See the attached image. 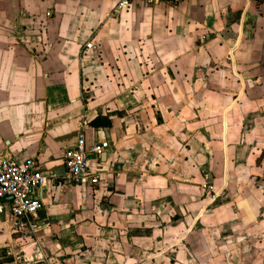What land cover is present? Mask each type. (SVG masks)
Here are the masks:
<instances>
[{"label":"crops","instance_id":"0c3cea01","mask_svg":"<svg viewBox=\"0 0 264 264\" xmlns=\"http://www.w3.org/2000/svg\"><path fill=\"white\" fill-rule=\"evenodd\" d=\"M116 4L0 0V158L52 180L0 264H264V0ZM78 135L97 185L63 183Z\"/></svg>","mask_w":264,"mask_h":264},{"label":"built area","instance_id":"2783aa9c","mask_svg":"<svg viewBox=\"0 0 264 264\" xmlns=\"http://www.w3.org/2000/svg\"><path fill=\"white\" fill-rule=\"evenodd\" d=\"M132 0H117L116 11L127 8ZM147 5H152L160 0H142ZM87 44V48H91ZM109 148V145L102 141L87 146L85 138L78 135L75 146L66 150L63 154L65 172L62 177L64 184L75 185H97L99 180L98 171L91 172L88 166V155L92 154L99 161L100 157ZM52 180L42 171L39 164L28 159L23 162H16L13 159L0 158V212L4 205L13 219V229H24L26 226H35L32 223L37 213L43 206L42 199L38 193L40 189ZM210 190L211 187H210ZM211 192V191H210Z\"/></svg>","mask_w":264,"mask_h":264},{"label":"rangeland","instance_id":"374dc122","mask_svg":"<svg viewBox=\"0 0 264 264\" xmlns=\"http://www.w3.org/2000/svg\"><path fill=\"white\" fill-rule=\"evenodd\" d=\"M204 176L208 177V175L206 173L204 174ZM207 177H205L206 178L205 182L202 183V185L200 186L202 191H203V192L201 191L202 196L206 199V205L203 207V211L205 208L206 212L209 209H212L213 207H215V186H214L212 179L209 177L207 178ZM210 187H212L211 188L212 190H210ZM210 191H211V193L208 194V192H210ZM206 212L203 213V215H204L203 218L206 216ZM190 236H192V235L190 234ZM210 242H211L210 243L211 246L215 250V239L210 240ZM212 264H215V261H213Z\"/></svg>","mask_w":264,"mask_h":264}]
</instances>
